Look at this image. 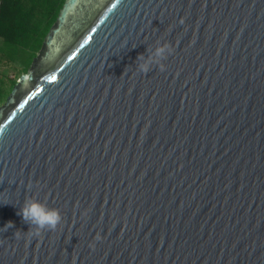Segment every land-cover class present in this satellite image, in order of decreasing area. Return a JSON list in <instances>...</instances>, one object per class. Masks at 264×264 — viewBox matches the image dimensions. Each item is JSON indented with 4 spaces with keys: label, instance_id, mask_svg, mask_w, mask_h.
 Here are the masks:
<instances>
[{
    "label": "water",
    "instance_id": "1",
    "mask_svg": "<svg viewBox=\"0 0 264 264\" xmlns=\"http://www.w3.org/2000/svg\"><path fill=\"white\" fill-rule=\"evenodd\" d=\"M39 61L0 107V264H264V0H65Z\"/></svg>",
    "mask_w": 264,
    "mask_h": 264
},
{
    "label": "trees",
    "instance_id": "2",
    "mask_svg": "<svg viewBox=\"0 0 264 264\" xmlns=\"http://www.w3.org/2000/svg\"><path fill=\"white\" fill-rule=\"evenodd\" d=\"M65 0H0V53L22 65V73L39 64V55L49 30L54 26ZM0 83V105L10 95Z\"/></svg>",
    "mask_w": 264,
    "mask_h": 264
},
{
    "label": "clouds",
    "instance_id": "3",
    "mask_svg": "<svg viewBox=\"0 0 264 264\" xmlns=\"http://www.w3.org/2000/svg\"><path fill=\"white\" fill-rule=\"evenodd\" d=\"M171 53V48L167 44L158 46L147 57L143 54L139 55L137 59H140L142 63L138 65L139 70L143 73H148L151 70L153 64H158L161 70L164 69L162 63L163 60ZM18 215H21L24 222L35 227L37 235L47 229L55 230L62 221V216L57 209H49L45 204H42L36 200L25 201L22 208H20ZM9 227H13V223L10 221L7 224Z\"/></svg>",
    "mask_w": 264,
    "mask_h": 264
},
{
    "label": "rangeland",
    "instance_id": "4",
    "mask_svg": "<svg viewBox=\"0 0 264 264\" xmlns=\"http://www.w3.org/2000/svg\"><path fill=\"white\" fill-rule=\"evenodd\" d=\"M1 43L2 40L0 39V44ZM22 74L25 73H22V65L19 62L9 61L0 53V83H2V86L8 87L10 81H17ZM6 100L1 103L0 107L4 105Z\"/></svg>",
    "mask_w": 264,
    "mask_h": 264
}]
</instances>
